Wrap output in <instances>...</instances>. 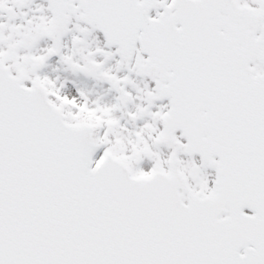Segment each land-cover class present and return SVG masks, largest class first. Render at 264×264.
<instances>
[{
	"label": "snow or ice",
	"instance_id": "6c2138e0",
	"mask_svg": "<svg viewBox=\"0 0 264 264\" xmlns=\"http://www.w3.org/2000/svg\"><path fill=\"white\" fill-rule=\"evenodd\" d=\"M0 264H264V0H0Z\"/></svg>",
	"mask_w": 264,
	"mask_h": 264
}]
</instances>
